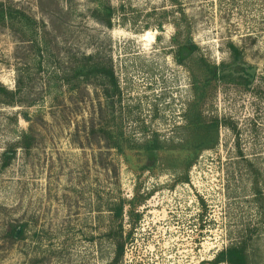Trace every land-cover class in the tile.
Instances as JSON below:
<instances>
[{
    "label": "rangeland",
    "instance_id": "374dc122",
    "mask_svg": "<svg viewBox=\"0 0 264 264\" xmlns=\"http://www.w3.org/2000/svg\"><path fill=\"white\" fill-rule=\"evenodd\" d=\"M0 2L34 19L0 24V264H108L121 222L118 264H264V0Z\"/></svg>",
    "mask_w": 264,
    "mask_h": 264
},
{
    "label": "trees",
    "instance_id": "16d2710c",
    "mask_svg": "<svg viewBox=\"0 0 264 264\" xmlns=\"http://www.w3.org/2000/svg\"><path fill=\"white\" fill-rule=\"evenodd\" d=\"M16 19H20V21L28 27L31 26V24L34 22V19L27 13L17 9H13L12 7L7 8L2 2H0V24L14 22ZM230 48L232 55L235 59L234 61L237 62L240 59L239 49L234 45H230ZM90 60L77 66L75 70L76 77L84 81H88L91 80V78L93 77L101 76L107 79L108 81L107 84L109 89H105V94L109 97V96H113L112 94L118 93L119 92L118 80L115 76L114 70L112 68H106L99 63L90 62ZM223 67L224 68H222L221 78L226 80H233V79L244 80L247 81L249 84L251 83L246 76L247 73L245 72L242 73L241 71H237L236 69H231L230 67H225V66ZM215 72L218 74L216 68H215ZM9 104L10 105L17 104V101L15 100L11 101ZM21 138L22 139L20 146L24 149H30L32 147L34 140L31 137V135L27 132H24L22 133ZM115 144L119 146V148L121 147L120 143L117 142ZM155 155L156 154L152 153V157ZM14 156L15 154L12 152H8V151L4 152L2 154V158L4 159L2 168L8 167L11 164V161L14 158ZM112 211H114L116 217L122 221L123 213H124V203H119L115 205ZM18 228H20L19 233L21 234V237H23L25 235V225H20V226L13 225L8 229V233L12 234L13 236H16V232ZM122 232H123V224L121 222L118 227V231H115L114 234L115 237L113 238L112 241L115 249L114 257L112 261L109 262L108 264H118L124 257L125 241L123 240ZM247 250L248 249L245 241L232 243L217 255L214 263L215 264H220V263L249 264V259H248L249 255Z\"/></svg>",
    "mask_w": 264,
    "mask_h": 264
},
{
    "label": "water",
    "instance_id": "95a60500",
    "mask_svg": "<svg viewBox=\"0 0 264 264\" xmlns=\"http://www.w3.org/2000/svg\"><path fill=\"white\" fill-rule=\"evenodd\" d=\"M248 73L251 75V80H253L254 76L256 75V68L249 69Z\"/></svg>",
    "mask_w": 264,
    "mask_h": 264
},
{
    "label": "flooded vegetation",
    "instance_id": "af4514ba",
    "mask_svg": "<svg viewBox=\"0 0 264 264\" xmlns=\"http://www.w3.org/2000/svg\"><path fill=\"white\" fill-rule=\"evenodd\" d=\"M246 73H247V74H246V76H247L249 73H248V71H247ZM249 75H250V74H249ZM250 76H251V75H250Z\"/></svg>",
    "mask_w": 264,
    "mask_h": 264
}]
</instances>
